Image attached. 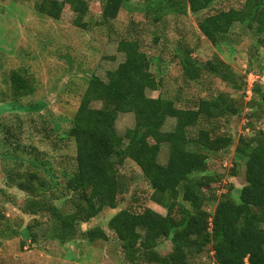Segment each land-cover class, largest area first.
Returning a JSON list of instances; mask_svg holds the SVG:
<instances>
[{
  "label": "rangeland",
  "instance_id": "1",
  "mask_svg": "<svg viewBox=\"0 0 264 264\" xmlns=\"http://www.w3.org/2000/svg\"><path fill=\"white\" fill-rule=\"evenodd\" d=\"M54 1L63 3L58 19L51 17ZM244 1L216 0L198 14H169L156 22L145 10L146 0H127L116 19L105 22L101 0H87V12L81 19L85 28H80L75 25L78 15L73 0H0V264H130L113 232L118 214L124 209L142 212L148 208L165 215L166 210L151 200L152 189L130 159L117 166L127 189L117 198V206L103 207L102 201H92L89 208L94 217L79 224V232L95 227L103 230L104 237L94 240L77 234L62 243L52 234L53 215L75 211L73 202L61 195L63 188L54 191L48 207L29 214L25 203L40 200L44 194L19 186L23 179L36 185L30 174L45 178L48 165L61 184L62 174L75 171V143L68 135L73 116L90 77L106 80L107 71L123 61L117 42L124 37L138 38L151 61L150 72L159 86L148 90V96L172 99L178 108L219 93L232 99L233 114L206 125L215 134L231 136L232 144L209 153L207 174L215 200L205 209L212 213L224 195L239 201L245 168L244 161L235 159V145L240 136L249 137L254 134L252 129L264 128V103L249 109L251 101L258 102L252 92L254 83L264 91V81L251 78H264V46L252 30L238 23L227 28L220 45H213L199 31L198 22L217 11L240 8ZM186 55L202 73L195 81L184 75L182 58ZM216 59L235 73L238 88L205 73L203 66ZM13 74L27 78L33 93L15 95ZM174 123L168 119L163 130H171ZM133 125L132 113H120L115 129L122 136ZM167 158L168 146L163 144L158 161L165 164ZM156 250L160 255L169 253L171 242L163 238ZM196 261L212 264L211 248Z\"/></svg>",
  "mask_w": 264,
  "mask_h": 264
},
{
  "label": "trees",
  "instance_id": "2",
  "mask_svg": "<svg viewBox=\"0 0 264 264\" xmlns=\"http://www.w3.org/2000/svg\"><path fill=\"white\" fill-rule=\"evenodd\" d=\"M126 1L101 0L103 21L116 19ZM215 1L146 0L145 10L157 22L169 14H198ZM50 4L51 17L58 19L63 3ZM71 4L78 15L75 25L85 28L81 19L87 12V0ZM236 23L252 30L264 46V0H245L240 8L207 15L199 20L198 29L213 45H220L227 28ZM117 50L123 53V61L107 71L106 80L90 77L68 130L75 143V171L62 174L64 184L49 165L45 178L30 174L36 185L23 179L21 189L44 194L40 200L27 201L25 211H42L54 191L63 188L61 195L73 202L75 211L53 215L52 234L62 243L77 234L89 240L104 237L99 227L79 232V224L94 217L89 208L92 201H102L103 207L117 206V198L127 191L117 166L130 159L152 189L151 200L166 210L164 216L148 208L142 212L124 209L117 215L113 232L130 264H199L196 260L207 247L213 253L212 264H264V128L252 129V136H240L235 145V159L244 161L245 168L239 201L224 195L209 213L205 205L215 200L209 189L212 178L207 174L209 153L227 149L232 138L215 134L213 127L206 125L233 114L232 99L219 93L214 98H200L191 107L178 108L172 99L150 97L147 91L157 90L159 83L150 72L151 61L141 50L139 39L121 38ZM182 65L190 81L202 74L187 55ZM202 69L238 88L235 73L219 59ZM11 82L15 95L34 91L20 74H13ZM260 87L254 83L252 92L258 102L251 101L249 109L264 103ZM120 113L134 115L133 127L122 136L115 129ZM168 119L175 123L165 131ZM163 144L168 146V158L160 164ZM163 238L171 242L172 250L160 255L156 248Z\"/></svg>",
  "mask_w": 264,
  "mask_h": 264
},
{
  "label": "built area",
  "instance_id": "3",
  "mask_svg": "<svg viewBox=\"0 0 264 264\" xmlns=\"http://www.w3.org/2000/svg\"><path fill=\"white\" fill-rule=\"evenodd\" d=\"M251 78L253 79V82H255L256 80L264 81V78L260 77L259 75L251 76ZM249 86H250V90H251L252 85H249Z\"/></svg>",
  "mask_w": 264,
  "mask_h": 264
}]
</instances>
